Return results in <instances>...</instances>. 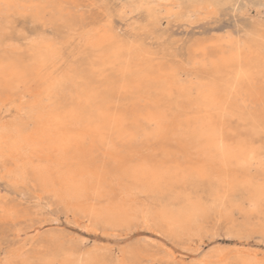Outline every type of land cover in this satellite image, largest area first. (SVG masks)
<instances>
[{
    "label": "snow or ice",
    "instance_id": "snow-or-ice-1",
    "mask_svg": "<svg viewBox=\"0 0 264 264\" xmlns=\"http://www.w3.org/2000/svg\"><path fill=\"white\" fill-rule=\"evenodd\" d=\"M203 23L227 29L213 37L221 44L235 41L234 34L257 38L264 81V0H0V110L9 117L0 127V264H75L64 250L69 233L42 228L70 201L80 205L69 211L85 217V232L116 241L73 235L79 264H160L152 256L158 250L170 254L169 241L196 258L168 264H264V178L247 182L240 199L235 187L207 169L171 163L179 155L168 147L178 142L172 126L184 119L179 102L196 96L219 157L264 170V84L258 97L242 95L241 81L252 78L242 68L226 91L209 84L194 75L208 66V46H197L193 58L191 48L201 42L187 45L186 54L171 32L173 24ZM145 57L152 64L142 70ZM141 89L154 96L144 135L106 141L101 159L67 158L75 139L87 144L89 137L32 135L62 96L86 94L85 103L104 115L102 106L119 110L122 97ZM28 112L33 119L21 121ZM235 122V139L226 140L225 128ZM129 139L149 145L161 159L129 155L123 147ZM145 170L150 176L142 175ZM210 182L217 186L206 199L202 191ZM177 217L192 226L178 227ZM221 236L259 237L261 251L225 246Z\"/></svg>",
    "mask_w": 264,
    "mask_h": 264
},
{
    "label": "bare ground",
    "instance_id": "bare-ground-1",
    "mask_svg": "<svg viewBox=\"0 0 264 264\" xmlns=\"http://www.w3.org/2000/svg\"><path fill=\"white\" fill-rule=\"evenodd\" d=\"M18 2H25V0H18ZM200 44L194 45L191 48L190 54L193 58L197 57V46H204L202 42ZM199 55L202 57L204 53H200ZM207 56L209 63L207 67L201 66L202 75L200 76L196 73L194 75L202 79H207L209 84H215L217 88L226 91L227 85L234 83L235 75L240 72L242 68L245 72H251L252 78L250 81H241L239 85L240 93L242 95L255 94L257 97L259 96L262 84H264V81L261 79L262 57L259 40L252 39V41H243L242 44H238L235 41L230 43L227 42L226 45L216 44L213 47H208ZM135 64L136 62L134 61V65ZM151 64L152 61L145 57L143 61L139 62V67L142 70H146L147 66ZM131 79L130 77V80ZM196 86L199 90H203V86ZM128 97L129 96H124L121 98L119 110H117L114 104L111 108L102 106L104 115H101L99 112H93L92 107L85 103L87 100L86 94L73 92L72 95L62 96L57 100V110L55 112H50L48 114L49 118L34 129L32 135L46 134L50 137L61 139L67 137H89L90 140L87 144L83 143L80 139H75L73 141L74 147L72 151L68 153L67 158L70 161L82 160L84 162L101 159L103 149L107 147L106 141L112 140L115 142L118 137L125 135L128 137H141L147 129L146 122L152 118L153 110L150 101L154 99V96L141 89L135 96L130 97L131 104L128 103L129 106L125 107L122 100ZM1 99H3V97H1ZM179 103L180 107L184 110V119L182 121H176L172 126V131L177 135L178 142H170L171 147H168L171 151L179 153V155L176 159L172 160L171 163L179 164L181 167H202L207 169L212 176L219 177L221 181H227V183L235 187L237 190L233 195L242 199L245 192L243 186L247 182L258 184L261 179L264 178V170H261L259 167H242L240 166L239 159H234L231 156L227 160L221 159L215 148V139L209 135L206 126L200 119V109L197 108V105L202 103L200 97L194 96L191 99H185ZM22 115H24V117L22 116L23 118H20L21 121L26 122L33 119L31 112ZM125 116L127 117V124H125L122 119V117ZM5 123L6 122H0V127H3ZM231 126L230 130L228 127L225 128L226 140L235 139L232 133L237 130H235L234 127V129H232ZM97 128H99V132H97ZM123 147L125 152L129 155L138 154L144 159H161V157H153L149 149L147 150V144L145 143H136L129 139V142L124 144ZM142 175L148 177L150 173L145 170L142 172ZM215 186L217 185L210 182L209 186H206L202 191V195H204L206 199L210 198L213 194V187ZM177 191H179V188ZM79 207L80 205L78 203L73 204L70 201L68 207L60 209V211L65 213L68 217L72 216L74 222L77 225L79 224V227L82 229H85L87 227L85 217L78 212L69 211L71 208ZM192 211L194 213L195 209ZM58 212L59 210H57V213ZM256 219L259 220V217L257 216ZM175 223L181 228L192 226L191 221L187 217H177ZM149 237L152 238L150 234ZM226 240L234 241L235 244L245 242L237 241L235 236H233V239L228 237ZM93 243L104 242L95 241ZM168 244L170 243L168 242ZM179 246H181L182 250H185L186 246ZM79 247V244L73 241L72 238H68L64 242V250L74 258L75 264H79V255L77 252ZM152 258L154 260H159L160 264H168L170 261H186L182 253H176L175 250H171L170 254L162 251H155Z\"/></svg>",
    "mask_w": 264,
    "mask_h": 264
},
{
    "label": "rangeland",
    "instance_id": "rangeland-1",
    "mask_svg": "<svg viewBox=\"0 0 264 264\" xmlns=\"http://www.w3.org/2000/svg\"><path fill=\"white\" fill-rule=\"evenodd\" d=\"M174 1L177 2V0H174ZM179 2H184V3H208V2H211V0H179ZM226 30L227 29H222L220 25H211V24H208V23H203V24H198V25H191V26L173 24L171 32H172L173 36L180 38L184 42V51H185L186 54H188L189 50L187 48V45L192 44L194 41H198V40L200 41L201 40L200 42H202L203 45H207L208 47H213L216 44L220 45L221 43L218 40L216 41L215 39H213V37L214 36H218L221 31H226ZM234 35L236 36L235 42H237L238 44H242L243 41L244 42L248 41V40L252 41V39L258 40L255 37L248 38L246 36H240L238 34H234ZM202 39H203V41H202ZM226 44H227V42H224L222 45H226ZM200 45H202V44H200ZM217 47H219V46H217ZM197 70L194 72V74L196 73V74H199L201 76L202 75V72H201L202 68L200 67ZM130 100H131L130 97L124 98L122 100V102H123L125 107L129 106L128 103L131 104ZM2 103H3V99H1V97H0V104H2ZM15 114L16 113H13V115H15ZM22 116L24 117V115L20 114L19 118L22 119L23 118ZM8 121H9V117L5 115V112L3 110H0V122H8ZM237 125H238V122H235V123L232 124L231 128L232 129L235 128V130H237V128H236ZM148 146L149 145H147V147H146L147 150L150 147V146L149 147ZM168 146L171 147V143H169ZM54 214L56 216V220L49 219L46 223H44L42 225L43 229L51 230V229L60 228V229H63L64 232L69 233V238H71L74 235V236H79V237L83 238L84 240H88L90 242H95V241L96 242L102 241L104 243H109V242L115 243L116 242L115 241V237L106 238V237L101 236V238L99 240H97L96 239L97 233L85 232L84 229H82L81 227L77 228V224L74 222L72 216L68 217L65 213L61 212L60 210H59L58 213H57V210H56ZM65 217H67V218H65ZM69 220H71L72 223H69ZM40 230H41V227H38L37 231H40ZM150 235H151L152 238H150L149 234H148V237L150 239H157L156 234L150 233ZM226 238H228V236H221V237L218 238V242L224 244L225 246H229V247H235V246L236 247H238V246L239 247H241V246L242 247H248V245H249V248L251 246V248L256 249V250L258 249V251H261L259 237H257L254 240H251V241H246L245 240V242H239L238 244H235L234 241H231V243H229V241H227ZM230 239H233V237H231ZM161 242L164 243V239L163 238L160 239V243ZM169 243L170 244H168L167 246L169 248L173 246L172 248H170L171 250H175L176 253H182V255H183V257H184V259L186 261L196 258L195 253L189 252V251L187 252L186 250H182L181 246H177V245L173 244L170 241H169ZM160 251H162V250H159L157 252H160ZM183 253H185V254H183Z\"/></svg>",
    "mask_w": 264,
    "mask_h": 264
}]
</instances>
